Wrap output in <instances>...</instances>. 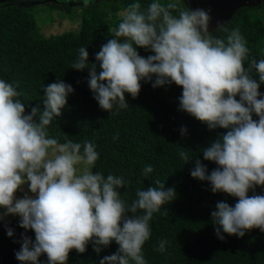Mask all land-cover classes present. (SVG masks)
<instances>
[{
	"label": "clouds",
	"instance_id": "1",
	"mask_svg": "<svg viewBox=\"0 0 264 264\" xmlns=\"http://www.w3.org/2000/svg\"><path fill=\"white\" fill-rule=\"evenodd\" d=\"M91 2L83 0V6ZM120 15L112 38L95 54L97 63H88L82 46L71 68L88 70L93 99L109 113L128 108L125 93L137 98L141 81L154 89L173 83L181 87L180 111L209 130H227L201 150L204 160L217 165L210 173L200 159L179 152L184 164L195 159L192 178L207 181L213 194L237 198L234 206L216 203L211 212L215 234L224 240L221 231L237 237L252 229L264 232V195L255 194L256 187L264 186V93L258 91L264 84V59L250 58L239 28L229 30L217 21L216 28L226 35L214 36L210 10L187 8L180 0H150L143 8L136 0ZM137 48L153 54L145 58ZM18 87L0 79V220L18 216L25 230L16 259L39 264L46 254L47 264H67L73 249L83 254L91 243L99 254L115 242L117 251L100 264H147L143 246L151 236L150 221L175 199V189L157 179L156 186L138 189L129 203L121 196L127 183L123 177L93 171L99 158L95 144L60 143L48 134L72 86L56 80L43 87V111L37 105L27 114ZM180 132L183 136L186 129ZM143 172L152 173V166ZM18 191L24 192L21 198ZM28 230L34 241L25 234ZM6 231L14 235L12 228ZM166 243L160 241L157 250L165 251Z\"/></svg>",
	"mask_w": 264,
	"mask_h": 264
},
{
	"label": "trees",
	"instance_id": "2",
	"mask_svg": "<svg viewBox=\"0 0 264 264\" xmlns=\"http://www.w3.org/2000/svg\"><path fill=\"white\" fill-rule=\"evenodd\" d=\"M133 2L136 0H113L111 5H104L105 11L97 6L84 7L79 16L74 15L76 20H70L71 14L68 20H63L75 24L74 29L48 37L42 36L37 27L29 9L33 5L0 4V79L19 85L17 90L22 93L20 99L25 103L26 114L37 105L43 111V87L56 80L70 84L74 91L68 96L62 115L48 126V134L60 143L68 139L82 145L85 141L95 144L99 158L93 171L105 177L109 174L123 177L127 183L120 190L121 196L129 203L136 198L138 189L156 186L157 179L164 182L165 188L175 189V199L154 213L150 221L151 236L143 246L147 264H264V232L252 229L237 237L221 231L224 240L215 234L211 212L216 203L224 201L234 206L237 198L222 192L213 194L207 181L190 175L195 159L207 166L208 173L217 167L203 159L201 150L227 130H209L180 111L178 98L182 88L174 83L154 89L151 82L141 81L137 98L125 93L129 107L109 113L93 99L87 84L88 70L71 68L82 46L87 47L88 63H97L95 54L113 36L111 23H119L120 12ZM139 2L143 8L150 0ZM49 5L61 10L63 4ZM257 7L234 9L223 26L229 30L239 28L250 58L260 60L264 59V22L256 16ZM211 32L214 36L226 35L219 28ZM137 51L145 58L153 54L143 48ZM254 78L259 82L258 76ZM258 91L264 93V84ZM253 119L258 117L253 114ZM181 128L186 129L183 136ZM181 150L195 159L184 164L179 156ZM148 165L153 172L145 175L143 169ZM255 194L264 195V186L256 187ZM248 195L253 192L250 190ZM6 226L14 230L12 237L7 236ZM24 232L19 219L0 220V264H21L15 253L20 249V234ZM25 234L35 240L32 230ZM160 241H167L163 252L157 250ZM117 249L118 245L112 242L97 254L89 243L83 254L71 250L67 264H100L103 257ZM39 264H47L46 254L39 257Z\"/></svg>",
	"mask_w": 264,
	"mask_h": 264
},
{
	"label": "rangeland",
	"instance_id": "3",
	"mask_svg": "<svg viewBox=\"0 0 264 264\" xmlns=\"http://www.w3.org/2000/svg\"><path fill=\"white\" fill-rule=\"evenodd\" d=\"M24 1L27 3V5L24 6L33 5L29 9L32 11L31 13L35 19V22L37 24V27L41 35L44 37H48L51 35H59L67 30L74 29L75 24L69 25L66 24V22L63 20H68V16L70 14H71L70 20H76V17H74V15L79 16L81 14V12L79 11L82 10V8H84L83 0H68V4H63V5H61V3L58 2V4L62 6L61 10L58 8H52L51 5H49L50 3L58 0H50V1L0 0V4L2 3L9 4L13 2L23 3ZM112 1L113 0H92L90 6L91 7L97 6L101 10L105 11L107 10V8L104 7V5L106 4L111 5ZM180 2L181 5H185V7L187 8H189L190 5L191 9L201 8V9L210 10V15L212 17V21L209 25L210 31L216 28L217 21L223 24L228 19L232 11L241 6L259 5V7L255 8L257 10L256 16L260 17L264 22V0H180ZM64 7L67 8L69 12H66V9L64 10ZM111 24L112 25L110 26V31L113 34L112 29L117 27L118 23L112 22ZM121 42H123L122 38H121ZM22 187L24 188L25 192L28 191L27 184L23 185ZM29 194L31 195V193ZM23 195L24 192L18 191L16 193L17 198H21ZM1 212H3V209H1ZM7 218L19 219L18 216H11V215L7 216Z\"/></svg>",
	"mask_w": 264,
	"mask_h": 264
},
{
	"label": "flooded vegetation",
	"instance_id": "4",
	"mask_svg": "<svg viewBox=\"0 0 264 264\" xmlns=\"http://www.w3.org/2000/svg\"><path fill=\"white\" fill-rule=\"evenodd\" d=\"M37 1H39V0H37ZM48 1H50V0H48ZM58 2H60L61 4H68V0H58V1H55V3H58ZM21 4H23V5H27V3L24 1L23 3L22 2H20ZM51 4V3H50ZM29 5V4H28ZM30 6V5H29ZM90 6V5H89Z\"/></svg>",
	"mask_w": 264,
	"mask_h": 264
}]
</instances>
